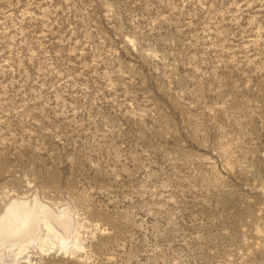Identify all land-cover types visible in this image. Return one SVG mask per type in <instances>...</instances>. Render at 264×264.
Instances as JSON below:
<instances>
[{"label": "rangeland", "instance_id": "374dc122", "mask_svg": "<svg viewBox=\"0 0 264 264\" xmlns=\"http://www.w3.org/2000/svg\"><path fill=\"white\" fill-rule=\"evenodd\" d=\"M22 202L51 214L0 264H264V0H0Z\"/></svg>", "mask_w": 264, "mask_h": 264}, {"label": "bare ground", "instance_id": "6f19581e", "mask_svg": "<svg viewBox=\"0 0 264 264\" xmlns=\"http://www.w3.org/2000/svg\"><path fill=\"white\" fill-rule=\"evenodd\" d=\"M41 212L47 215L51 214L49 211L46 212L42 206L26 208L25 204L22 202L15 213L17 215L7 217L0 222V241L5 239L17 240L22 237L33 239L37 233V229L39 230ZM52 217H54L55 221L60 224L61 227L69 232L71 225L68 215L57 217L52 214Z\"/></svg>", "mask_w": 264, "mask_h": 264}]
</instances>
